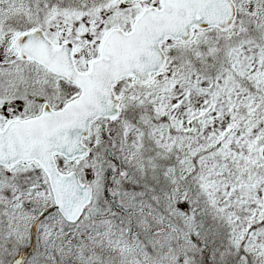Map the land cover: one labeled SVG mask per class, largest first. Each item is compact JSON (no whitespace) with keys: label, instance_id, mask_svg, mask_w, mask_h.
Masks as SVG:
<instances>
[{"label":"snow or ice","instance_id":"snow-or-ice-1","mask_svg":"<svg viewBox=\"0 0 264 264\" xmlns=\"http://www.w3.org/2000/svg\"><path fill=\"white\" fill-rule=\"evenodd\" d=\"M0 264H264V0H0Z\"/></svg>","mask_w":264,"mask_h":264}]
</instances>
